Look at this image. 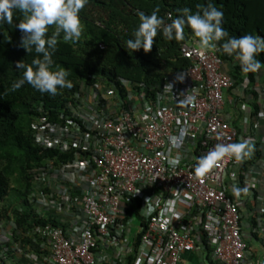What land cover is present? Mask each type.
<instances>
[{
    "label": "built area",
    "instance_id": "1",
    "mask_svg": "<svg viewBox=\"0 0 264 264\" xmlns=\"http://www.w3.org/2000/svg\"><path fill=\"white\" fill-rule=\"evenodd\" d=\"M196 42L181 45L191 64L172 71L159 91L122 95L95 81L68 104L67 116L58 113L66 122L47 115L36 121L37 144L70 153L38 168L30 196L38 212L62 216L61 224L37 227L31 238L39 249L18 250L13 260L8 250L17 245L1 244L14 242L17 226L0 220V264L23 257L28 264H179L185 253L204 249V239L220 264H264L249 246L255 236L264 239V75L252 92L249 72H232L233 57L216 44L202 52ZM234 76L241 77L237 85ZM185 94L195 97L192 105L177 103ZM242 137L253 141L246 171L226 156L205 177L193 176L197 156ZM232 185L247 189L239 200L228 193ZM169 199L179 219L163 210ZM145 201L157 202L150 216L142 214Z\"/></svg>",
    "mask_w": 264,
    "mask_h": 264
},
{
    "label": "trees",
    "instance_id": "2",
    "mask_svg": "<svg viewBox=\"0 0 264 264\" xmlns=\"http://www.w3.org/2000/svg\"><path fill=\"white\" fill-rule=\"evenodd\" d=\"M198 3L204 4L206 0H88L79 11L82 25L80 38L64 41L61 34L57 37V49L52 56L53 70H65L66 79L71 80L72 87L59 89L57 95L49 96L25 84L0 98V220H14L17 226L14 242L2 243L1 248L17 245L16 250H8L13 260L18 250L28 253L39 249L31 238L37 227L46 223L61 224L56 217L38 212L30 196L35 190L34 179L38 168L48 160L55 163L65 161L70 153H61L37 144L33 137L36 121L47 115L53 121L66 122L68 104L76 101L83 86L88 87L95 81L110 85L122 95L128 90L148 94L159 91L172 71L190 66V60L182 56L180 48L183 43L198 41V38L185 26L184 39L181 41H166L158 32L148 52L142 49L127 51L123 41L130 37L138 23L137 10L148 14L158 5V15L167 22L169 14L172 18L176 17L177 8L187 6L196 11L195 5ZM212 3L222 9L223 26L230 35H243L247 32L264 37V0H212ZM22 18L21 13L14 9L13 25L0 23V93H4L21 74L15 69V61L23 59L30 63L36 55L25 53L23 48L17 47L21 33L14 25ZM53 30L50 26L46 36ZM216 45L219 46V42ZM256 59L261 66L256 72H249L250 91L254 88L256 76L264 75V52ZM230 62L236 63L232 72H238L239 64L232 59ZM234 79L236 85L241 81L239 76H234ZM59 112L66 116L60 118ZM249 164L239 163L241 174ZM13 178L18 188L12 185ZM12 188L20 194L16 207L4 205ZM228 193H231L230 189ZM202 244L206 250V262L220 264L212 258L207 239ZM28 262L23 257L18 264Z\"/></svg>",
    "mask_w": 264,
    "mask_h": 264
},
{
    "label": "clouds",
    "instance_id": "3",
    "mask_svg": "<svg viewBox=\"0 0 264 264\" xmlns=\"http://www.w3.org/2000/svg\"><path fill=\"white\" fill-rule=\"evenodd\" d=\"M87 3L88 0H0V23L12 26L13 10H18L23 18L14 25L21 33L17 47L23 48L25 53L36 54L30 63L23 59L15 61V69L21 74L11 82L4 93H0V98L7 92H15L25 84L36 92L49 96L57 95L59 89L72 87L71 80L66 79L65 70H53L52 56L57 49V37L61 34L64 41L80 38L82 25L79 11ZM195 8L196 11L187 6L177 8L176 17H169L167 22L158 15V5L148 14L137 10L138 23L132 29L130 37L124 39L123 47L131 52L141 49L148 52L158 32L166 41H181L187 26L198 38L202 52L214 48L216 42H219V48L216 50L233 57L242 72H256L260 68L261 63L256 57L264 52V37L247 32L243 35H230L223 26L222 9L217 8L212 0H206L204 4L198 3ZM50 26L54 30L46 36ZM175 78L183 80L184 74L179 73ZM194 100L193 95L185 94L177 103L192 105ZM252 152L253 141L250 138L242 137L230 143L218 142L197 156L192 165L193 176L197 179L205 177L226 156L230 157L234 164H239L249 158ZM246 191V188L231 186V194L237 200ZM153 203L157 202L145 201L142 213L144 216H150L156 210ZM175 205L176 199H169L163 204V210L170 213L171 218L179 219L181 213L176 211Z\"/></svg>",
    "mask_w": 264,
    "mask_h": 264
},
{
    "label": "crops",
    "instance_id": "4",
    "mask_svg": "<svg viewBox=\"0 0 264 264\" xmlns=\"http://www.w3.org/2000/svg\"><path fill=\"white\" fill-rule=\"evenodd\" d=\"M225 68H230L229 64L225 65ZM229 181V179H228ZM45 216H54L56 217L58 220H61L62 216L54 214V212H47L45 210L41 211ZM244 218H243V229L246 231V226L249 224V216L244 212ZM262 239V240H260ZM258 238L257 236H255V239H249V246L251 247L252 251H254V253H256V256L258 257H262L264 258V251L263 253L262 250L264 248V239L263 238ZM262 246V247H261ZM207 263L205 260V250L202 248V250H195L192 252H187L183 255L181 261L179 264H205Z\"/></svg>",
    "mask_w": 264,
    "mask_h": 264
},
{
    "label": "rangeland",
    "instance_id": "5",
    "mask_svg": "<svg viewBox=\"0 0 264 264\" xmlns=\"http://www.w3.org/2000/svg\"><path fill=\"white\" fill-rule=\"evenodd\" d=\"M196 44L199 45V42L197 41ZM12 185L14 187H16V188L19 187V185L16 184L14 178L12 180ZM34 188H35L34 191H36L38 189V185L36 187L35 184H34ZM19 201H20V194L14 188H12L10 190V193H9L8 197L5 200L4 205L9 206V207H13V206L16 207L19 204ZM140 222H141V218L137 214L134 213L133 214V223L138 227L140 225ZM137 227H134L133 232L136 231ZM129 237H130V235H129ZM263 251H264V248H263L261 253H263Z\"/></svg>",
    "mask_w": 264,
    "mask_h": 264
}]
</instances>
